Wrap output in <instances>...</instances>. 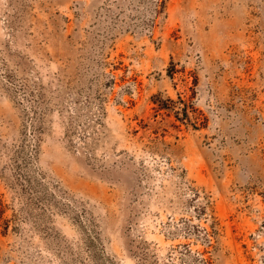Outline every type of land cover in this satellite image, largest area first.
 <instances>
[{"label": "rangeland", "instance_id": "obj_1", "mask_svg": "<svg viewBox=\"0 0 264 264\" xmlns=\"http://www.w3.org/2000/svg\"><path fill=\"white\" fill-rule=\"evenodd\" d=\"M0 264H264V0H0Z\"/></svg>", "mask_w": 264, "mask_h": 264}]
</instances>
